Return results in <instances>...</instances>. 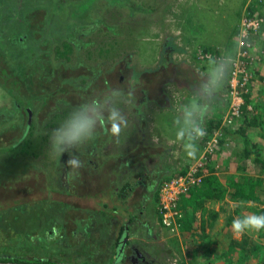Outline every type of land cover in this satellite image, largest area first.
Segmentation results:
<instances>
[{
    "label": "rangeland",
    "instance_id": "374dc122",
    "mask_svg": "<svg viewBox=\"0 0 264 264\" xmlns=\"http://www.w3.org/2000/svg\"><path fill=\"white\" fill-rule=\"evenodd\" d=\"M85 1L52 0V4L48 6L41 5L40 9H34L36 13L39 11L42 14L37 15V20L35 17L33 22L42 24V22L49 20L54 25L55 17L65 20L70 16V13L72 14V8L81 6ZM114 1L121 2V0ZM23 2H26V0H23ZM87 2L88 5H84L79 11V17L75 19L78 20L75 24L76 28L87 31L94 30L96 27L101 29L94 30L93 34L81 33L79 35L82 43L87 40V35L92 36L87 45L81 46L78 41H74L77 46L82 47L81 53L77 52L74 55H81L86 63L84 61L82 63L78 62L73 56L66 58L67 54L59 55L58 48H64V32L63 35L60 32L53 39L43 44L45 47L49 46L50 56L52 57L51 62H55L57 66L56 68L52 66L55 74L52 75L51 81L39 80L35 84L28 81L26 84V86L32 87L27 90V93H37V98L32 104V119L34 122L31 130L29 129L27 133L28 135L26 134L24 138L28 140L25 145L27 151L22 152L21 147L18 146L0 153V246L6 245L8 250L23 255L36 256L37 258L47 256L61 260V256L65 259H71L74 264H87L92 258L98 262L102 261L108 253L119 248L122 237L118 242H115L119 234V216L114 215L113 217L109 214L110 212L117 214L118 206L114 210L105 212V220L112 218V223L110 227L107 226L109 231L106 226H104L105 231L102 230L100 224L97 225L96 223L100 220V215L96 212L100 210V206L97 204V197L94 193L98 192V188L105 189L110 184L109 179H114V169H116L118 160H120L118 158L125 161L127 159L135 160L136 157L140 156V154L136 155L135 153L136 149L132 137L135 135L134 132L138 131V126L143 121L146 122L144 118L148 119L145 123L146 128L152 123L156 129H159L158 124L162 121V118L158 103L163 100L168 105L172 104L180 108L188 101L187 93H192L191 90L198 83L200 74L205 71L208 56L218 57L222 53L232 50L229 42L226 43V37L223 38V33L229 31L234 24V18L237 17V10H242L243 7V5L241 7L242 0H134L135 4L132 8L127 6L112 8L106 4L105 0H88ZM6 3L18 5L17 0H8ZM200 12L207 16H200ZM11 14H14L12 9L8 11V16ZM97 16L99 18H95L97 22L94 23V26L78 27L84 24L83 19L87 21ZM71 22L66 24L67 28L70 27ZM228 22L230 24L229 28L227 26ZM110 24L113 26L109 27ZM75 32L78 33L77 30ZM169 36L170 39H168ZM261 36L264 37V34ZM262 37L257 38L260 42L251 39L252 47L249 52L252 63H264V41ZM239 38V35H237L236 39L239 40ZM172 43L184 50H173L170 52V59L168 50L170 51ZM210 45L214 46L212 50L203 51V48L210 47ZM83 46H88L91 50L89 60L87 54H84ZM99 47L101 48L99 49ZM164 47L165 50L162 53ZM16 49L17 46L12 45V50ZM216 49L219 52L216 53ZM93 55L95 58L92 60ZM4 56H0L1 74V66L11 64L10 59L6 55ZM69 56H71V53ZM48 65L51 66L50 63ZM45 68V66L41 67V70H45ZM38 71L40 70L37 69L36 72ZM79 73L84 74L87 79L79 81L78 77L75 78V75ZM257 79L253 77L247 84L249 88L252 83H255V88L260 90L262 94V97L255 99L252 104L256 102L259 104L264 103V77L263 80L260 78L261 81ZM145 88L146 91H144ZM115 89H119L123 93L117 106L127 118V127L122 130L119 137H111L108 127L98 128L95 139L85 147L91 146L93 148L91 151L88 150L89 154L91 152L92 157L94 154L97 156L98 149H100L101 154L106 152V154L114 155L116 159L108 162L105 167L98 166V169H96L94 164L88 163L86 158L88 152L84 151V146H80L75 150V154L83 162L84 167L79 170L78 178L71 183L67 182L65 175L68 168L64 163L67 156L65 155L62 158L49 156L51 131L57 128L78 105L94 97L103 96ZM229 91L230 85L227 86L226 93L219 91L218 94L229 99ZM42 92L47 93V95L42 96L44 94H41V97L38 96ZM13 96H15V93L7 95L0 88V143H6L12 139L17 133L18 122L21 120L20 116L12 109L11 99ZM243 99L245 101L244 92ZM252 104H247L249 110L246 113L248 116H251L254 110H252ZM138 107L145 112L141 114V112L136 111L139 114H135V109L137 110ZM21 110L25 112L22 108ZM226 110L216 112H219L224 118ZM6 111H10L8 115ZM55 113L59 114L55 115ZM241 114L243 116V112ZM254 118V122L248 118L249 121H252L251 124L244 125L246 126L245 136L248 137L249 144L252 142L257 143L255 151L246 156L247 158L242 153L243 143L237 144V142L233 143L232 141L229 144L230 139H228L225 140L224 144L226 143L225 147L227 149H229V145L232 150L236 148L229 155H233L234 158L237 156L236 163H239L237 164L239 166L236 172H240V174L236 179L241 181V187L248 185V178L257 177L260 174L263 176V184L260 186V190H257L260 197L257 195L258 193L254 194V198L240 194L236 196L234 193L229 194L232 190L228 185H225L223 187L225 190L221 192L223 200H216L218 198H215V196L210 198L212 207L217 208L220 205L219 214H222V218L218 220V223L222 220L226 222V219H228V222H230L229 229H231L232 221L235 218L252 213L264 214V211L260 212L264 208V174L261 173L258 164H253L251 161L257 155L256 151L258 149L260 150L258 156L264 157V108L260 106L258 111H255ZM240 119H235L234 124L239 123ZM54 121H58V123L53 124ZM15 123H17V126H15ZM145 132L147 133V130L142 132L141 137ZM138 141L139 139L136 140V142ZM172 147H174L172 154L174 159L178 157L186 159V153L182 152L183 147H177L176 145ZM215 148L214 146L213 150ZM203 151L204 149L196 155L195 159L188 158L184 163L185 165H182L172 175L185 170L190 164L197 161ZM110 156H107L106 159H109ZM115 160L117 163H115ZM244 164L245 166L242 168ZM111 166H113V173L108 176L107 173L111 172ZM201 185L202 182L191 186L185 192L187 193ZM138 196L134 194V196L129 197L128 203L138 202ZM59 199L67 201V204L59 203ZM158 204L157 199V206ZM61 210L62 213L60 214ZM54 217H57L60 222H55ZM75 218L78 219L75 220ZM79 220H81L82 225L80 230L77 229L75 223ZM109 223L107 222L105 225ZM179 226L180 224L174 227L167 226L170 231L168 233L173 238V235L176 237L181 232ZM136 227L131 233H136ZM217 227H212L210 233H215ZM53 228L58 229L59 232L65 235L63 242L51 245L58 232H52ZM138 229L141 230L140 227ZM205 231H207L206 228ZM101 236L104 237V242L101 240ZM45 238L49 241L47 244L43 240ZM238 238V240L235 239L236 243L233 244V249L239 254L242 250L238 249L237 245L239 244L248 245L249 242L264 244V230L255 234L246 233ZM112 240L113 244L111 245ZM125 242L127 243V240ZM147 242H149V239L141 240L140 243L136 241L134 245L136 247L141 245L140 247L146 250L144 245ZM122 247L124 250L126 244ZM173 247L174 245H169V248ZM242 255L240 253L239 263L236 264H242L240 263Z\"/></svg>",
    "mask_w": 264,
    "mask_h": 264
},
{
    "label": "crops",
    "instance_id": "0c3cea01",
    "mask_svg": "<svg viewBox=\"0 0 264 264\" xmlns=\"http://www.w3.org/2000/svg\"><path fill=\"white\" fill-rule=\"evenodd\" d=\"M8 0H0V37L3 32H6V19L8 17V11L10 9L15 10L18 15L24 13L23 5H9L7 4ZM33 1V0H32ZM37 2V0H34ZM33 4L27 8L29 16L36 17L41 13L35 12L33 8ZM40 9V4L37 3ZM16 6V7H15ZM36 9V8H35ZM7 14V15H6ZM10 16V15H9ZM32 18V19H34ZM38 17H36L37 20ZM262 37V36H261ZM264 41V37H262ZM256 42H260L257 40ZM262 46V45H261ZM5 48L0 45V56L2 55L1 50ZM263 50V49H261ZM264 62V58H263ZM260 62L252 63L253 74L252 78L262 79L264 77V63L259 64ZM257 79V80H258ZM260 79V81H261ZM255 83H252L249 86L247 91L248 95V104H252L255 99L261 98L262 94L260 90L255 88ZM146 91V88L145 90ZM193 92V90H191ZM249 92V93H248ZM187 93V92H185ZM165 96L164 94H162ZM192 93H187L188 98ZM167 96V95H166ZM186 96V95H185ZM157 102V101H156ZM158 103V102H157ZM161 108L159 112L161 113L162 121L159 122V129L157 130L151 123L149 127L146 128V122L148 119L144 118L146 122H142L138 128L137 132H134L135 135L132 137L134 141V148L136 149V159H133L131 164H135L137 169L132 173L134 177H141L140 182L136 185L133 194H139L138 202H133V204L122 203L116 199H110V206L113 207L115 203H120L118 205V211H116L119 216L120 226L123 225V232L120 236L121 241L119 242V247L126 244L124 248V252L120 253L119 248L117 250H112V252L108 253L106 257L102 259V261H96L91 259L89 263L95 264H236L239 263L238 258L240 257L242 264H248L246 258H244L247 250L244 252L235 251L232 247L233 238L239 239L237 236L232 235V229H229L228 226L230 222L226 219V222L223 220L218 223V220L222 218V214L220 212L219 207H212L210 198L215 196L218 198L216 200H223V195L221 198L222 190H225L223 187L228 185L231 193L234 195H238L241 192V186L238 185V178L240 172L238 171L237 156L234 158L233 155H229V153L236 148L228 146L229 149L223 146H220L222 150L220 161L221 165L218 168H208L206 171V178L210 179L208 184L202 183L201 186H197L187 193L180 194L177 200V208L183 213H185L186 220L180 224L179 229L181 232L179 234L173 235L174 238L168 233L169 227L162 223L161 214L159 208L157 206V189L160 181L171 176L173 173L177 172L182 165H185V161L188 160V157L185 158H176L174 159L172 146H181L182 144L176 142L175 140V125L174 120L179 112V107H175L174 105H168V103H164L163 100L158 103ZM181 107V106H180ZM135 109V114H141L145 111H141ZM210 108L209 113L206 115L203 121V126L205 128V133H207L206 129V118L207 117H218L219 112H224L226 106H222L217 108L214 112ZM138 111V112H136ZM214 113V114H213ZM142 116V115H141ZM244 118V117H242ZM248 124H251L248 120ZM247 124V126H248ZM240 125V123H238ZM145 127V129H144ZM238 128V127H237ZM233 129V128H232ZM147 130L144 135L141 137L143 131ZM150 130V132H148ZM238 131V130H237ZM236 130H232L228 135L225 136V140L230 139L229 144L233 141V143H243L239 134ZM154 133V134H153ZM214 133V131H213ZM212 133V134H213ZM153 134V137H152ZM211 134V135H212ZM149 135V136H148ZM136 136H139L138 138ZM151 136V137H150ZM234 139V140H232ZM239 137V138H237ZM237 138V139H236ZM139 139L138 142L136 140ZM131 140V139H129ZM234 145V144H233ZM202 147V139L198 141V152H200ZM217 148V147H216ZM134 149V150H135ZM178 150V149H177ZM245 150V145L243 143L242 151ZM184 152V150H182ZM219 152V150H218ZM216 150L214 152V156H216ZM240 153V152H239ZM238 155V154H237ZM240 155V154H239ZM238 155V156H239ZM110 156V155H109ZM108 156V157H109ZM116 159L114 155H111L110 158L100 160L102 163L100 165L95 166L98 169V166L103 168L107 165L108 162ZM119 159V158H118ZM120 160H118V163ZM115 163L117 161L115 160ZM214 167L219 165L218 160L215 157H212L210 162ZM120 164V163H119ZM118 164V165H119ZM109 166V165H108ZM110 167V166H109ZM113 166H111V172L107 173L108 176L112 175ZM115 170V169H114ZM137 170L141 172L140 175L137 174ZM238 173V175H237ZM113 178V177H112ZM207 180V179H206ZM237 180V182H236ZM111 183L112 179H109ZM238 190V191H237ZM246 191V190H245ZM242 195V194H240ZM245 196V195H243ZM253 198V197H251ZM98 204V203H97ZM128 204V205H127ZM99 205V204H98ZM185 219V218H184ZM179 224V222H178ZM177 224V225H178ZM126 226L127 230H126ZM137 226V227H136ZM218 226L215 233L211 234V228ZM135 229L136 233H131V231ZM141 228L139 231L138 228ZM205 228L207 231H205ZM120 231V228H119ZM142 231V232H141ZM167 231V232H166ZM140 236V238H139ZM132 238V240H131ZM144 246L146 250L141 248L140 246H135L134 242L138 241L139 243L145 240H148ZM127 240V243L125 242ZM122 242V243H121ZM125 242V243H124ZM174 245L173 248H169V245ZM240 245V244H239ZM239 249V248H238ZM242 249V248H240ZM236 253H235V252ZM119 254V255H118ZM146 259V261H145ZM113 260V262H112Z\"/></svg>",
    "mask_w": 264,
    "mask_h": 264
},
{
    "label": "trees",
    "instance_id": "16d2710c",
    "mask_svg": "<svg viewBox=\"0 0 264 264\" xmlns=\"http://www.w3.org/2000/svg\"><path fill=\"white\" fill-rule=\"evenodd\" d=\"M87 1L88 0H86L84 4H81V6L72 8V14L70 13L69 14L70 16L68 18H66L65 20H63L60 17L59 18L55 17L56 20H54V25L49 20L42 22V24L41 23L38 24L36 22H33L32 18H34V17L29 16L30 14H28V11H27V8L30 5H32V3H34L33 8L35 9V8H39L37 3H39L40 6L41 5L48 6V5L52 4V0H42L41 3H40V0H37V2H35L34 0L33 1L32 0H26V2H23V0H17L18 5L24 6V8H23L24 13L18 15V13L15 14V10H14V14L13 15L11 14L10 16L7 17V19H6V32H3L1 34L0 45L5 47L1 50V52H2L1 56L6 55V57L8 59H10L11 64H8L7 66H5V65L1 66L2 67L1 68L2 74L0 73V88L7 95H11V94L15 93V96H13L11 99L12 109L20 116L21 120H19V122H18L19 126H18L17 133L12 137V139L6 143H0V153L7 152L10 149H12L14 147L16 148L18 146L21 147L22 152L27 151L25 145L28 142V140L24 139V138H25V135L29 132V129L31 130L32 123L34 122L32 119V113H33L32 104H33V101L37 98V93H30V94L27 93V90L29 88H32V87H29V85L26 86V84L28 83V81L29 82L31 81V83H33V84L37 83V81L39 82V80H41V81L45 80V82H46V80L51 81V79L53 78L52 75L55 74L53 68L54 67L56 68V66H57V64H55V62L54 63L51 62L52 57L50 56L49 46L45 47V46H43V44L45 42H47L48 40L53 39L60 32L63 35V32H64L65 33L63 35L64 39H65L64 48L63 49L58 48L59 55L67 54L66 58L73 56L80 63H82L84 61V58H82L81 55L75 56L74 54L77 52L81 53V48H82L81 46L87 45L89 43V40L92 39V36L89 37L87 35V40L84 41V43H82V39L79 35L81 33L93 34L94 30L97 31L98 29L99 30L101 29L100 27H96V28H94V30L91 29L90 31H87V30H82V29L76 28L75 24L77 23L76 21H78V20H75V19L79 17V14H80L79 11L84 7V5H88ZM91 1H93V0H91ZM105 2L107 5H109L112 8L116 7V6H127L129 8H132L135 4L134 0H126V1L121 0V2H119V3L114 1V0H105ZM242 5H243V7H242ZM241 7H242V10H237V12H236L237 17L234 18V24L231 26V28L229 29V31L227 33H225V34L223 33V38L226 37V43L229 42L231 49H232L230 51L233 53V55H236V52L239 50V40L236 38H237V35H239V29H240L239 28V20H240V17L242 15L248 14V15H257V16L263 17V22H262L260 28L256 31L250 32V39L257 41L258 40L257 38H260L261 35L264 34V0H242ZM241 7H240V9H241ZM100 11H102V10H100ZM47 12H49V11H47ZM63 15H65V13H63ZM193 15L196 16L195 14H193ZM199 15L200 16H202V15L207 16L206 14H203L201 12L199 13ZM63 17H65V16H63ZM95 18L98 19L99 16L93 17L87 21H84L85 19H83L84 24H81L78 27H83V26L87 27L89 25L91 27L94 26L95 25L94 23L97 22V19H95ZM69 22H71V24H70V27L67 28L66 24H68ZM57 24H58V27H57ZM112 26L113 25H111V24L109 25V27H112ZM227 26H228V28L230 27L229 22H228ZM14 30H16V31L13 32ZM76 30L78 31V33L75 32ZM168 39H170V36L168 37ZM74 41H78L81 44V46L80 45L77 46V44ZM218 41H220V40H218ZM12 45H16L17 49L12 50ZM213 47L214 46H212V45H210V47L206 46L205 48H203V51L212 50ZM100 48L101 47H99V49ZM83 49H84V54L85 55L87 54V57H88L87 59L89 60L90 56H91L90 48L88 46H83ZM175 49H178L180 51L184 50L182 47L179 48V47H177V45L172 43L171 47H170V51L168 50V57H170V52H172ZM164 50H165V47H164L163 51H161V52L163 53ZM215 52L216 53L219 52L218 49H216ZM70 53H71V56H69ZM97 54H98V52H97ZM94 58L95 57L93 55L92 60ZM97 58H99V57H97ZM170 59H171V57H170ZM95 60L97 61V59H95ZM6 61L9 63L8 60H6ZM44 62H46V63H44ZM49 63L51 64V66L48 65ZM84 63H86V62L84 61ZM44 66L46 67L45 70H43V69L41 70V67H44ZM52 66H53V68H52ZM251 66H252V62L251 63L249 62L247 64V69L251 73L249 81L252 78V75H254ZM37 69L40 71L36 72ZM147 69H150V68H147ZM229 73H230V71H229ZM229 73L226 77V80H225L222 88L220 89V91H224L225 93L227 92V86L229 85L228 84ZM84 76H85L84 74L79 73L78 75H75V78L78 77L79 81H85L87 78ZM66 80H67V78H66ZM43 92H44V90H43ZM43 92L39 93L38 96L41 97V94H44L42 96L47 95V93H43ZM130 96H131V94H130ZM244 97H245V102H244V105H242L243 116L241 114L238 117L237 116L233 117V119H238V120H239V118H241L239 121L240 125H238V122H236L234 124V122L228 123V122L224 121L222 119L223 117L221 116V114H219L218 117H214V118L213 117H207L206 118V123H205L206 126L205 127L207 129V133H205V135L202 138V147H201L200 151H202L204 149L205 142L211 136L213 131L219 132L218 141H217L216 146H215V147H217V148H215L216 156H214L215 150H213V152L210 155H208V157H209L208 160H210L212 157H215V159L218 160L219 163H221V161H220L221 155L220 154H221L222 150L220 149V146H223V144H224L223 141H224L225 136L228 135L233 129L236 131L238 130L237 133L239 134V136L241 137V139L243 140V143L245 145V150L242 151L244 157L249 156V154L251 152L255 151L257 143L252 142L251 144H249L250 142L248 140V137L245 136V131H246L245 127L246 126H244V125L248 124V120H249L248 118H250L254 122L255 111H258L260 106L262 108H264V103L259 104L256 102L255 104H252V110L253 109L254 110L252 111V115L248 116L246 113L249 110L247 107V104L249 101L247 92H244ZM227 104H228V98H226L223 95L221 96V95L217 94V96L215 97V99L211 105V108H212L211 110L214 112L215 109H217L219 107H222V106L228 107ZM21 108L25 112H23L21 110ZM213 108H215V109H213ZM9 112H7V115ZM58 114L59 113H55V115H58ZM242 117H244V118H242ZM249 122L251 123L252 121H249ZM56 123H58V121L53 122V124H56ZM15 126H17V123H15ZM88 143H90V142H88ZM88 143L82 145V146H84L85 152H88V150L91 151L93 149L91 146L85 147V145H89ZM218 150H219V152H218ZM100 152H101V150L98 149L97 156L94 154L93 157L91 156V152H90V154L88 152L86 154V158H87L88 163L94 164V166H96L97 163H98V165H100L102 163L100 160H103V158H106L107 156H109V154H106V152L102 153V154ZM259 152H260V150L258 149L256 151L257 155L251 161L253 164L257 163L258 166L261 168V173L264 174V157H259L258 156ZM99 153H100V155H99ZM83 154H85V153H83ZM206 155H207V152H206ZM119 159L121 161L119 162L120 164L118 163L119 165L117 164L116 169L114 170L113 175H115V177H114V179H112L113 183L109 182L110 184H108L105 189L104 188H98V192L94 193V195L97 197V203L100 206V210L96 211L100 215V220H98L96 223H97V225L100 224L102 230H104V226L110 227V224L112 223V218L105 220V217H104L105 212L107 210L111 211V210L116 209L117 206L120 204V203H118V204L115 203L113 205V207H111L110 206V199H112V200L116 199V200H119V202L128 203V198L134 196L133 191H134L136 185L139 184L140 179H141V177H134V175H132V173L137 169V167L134 163L131 164L133 162L132 159H130V160L127 159L125 161H123L121 158H119ZM208 160H207V156H206L204 159V162H203V166H204L203 168L205 169L204 170L205 173L207 170H209L208 168L220 167V164L217 167H214L211 163L208 162ZM244 166H245V164L242 165V168H244ZM205 173L203 174V177H202L203 185L208 184V181L210 180V179L206 178L207 174H205ZM137 174L140 175L141 172H139V170H137ZM169 177H167V178H169ZM165 179H163V180H165ZM162 181H160V183L158 185V189H159V186L162 183ZM236 182H237V180H236ZM247 183H248V185H245L246 184L245 183L244 184L245 186H243L241 188L242 189L241 192H239L237 190L238 193L245 195V197H253L254 198L255 193H258L257 195L259 196L260 193L257 190H260V186L263 184V176L260 174V175H257V177H250L247 179ZM238 185H241V181H239V180H238ZM156 195H157V199H158V194L156 193ZM58 202L61 204H64V205L67 204V201H63L62 199H59ZM262 211H264V208H262L260 210V212H262ZM179 212H180V215L179 216L177 215L176 220H177V223L179 222V224H182V222L184 220H186V217H185L184 212L182 213L180 210H179ZM61 213H62V210H61L60 214ZM109 214L113 215V217H114V213L110 212ZM54 219H55V222L58 221L57 217H54ZM77 219L75 218V220H77ZM58 222H60V220ZM107 222H110V223L105 225ZM75 223H76L77 229H79V230L82 229L81 220L76 221ZM124 227H126V226H124ZM119 228H120V231H119V234L117 235L115 242L119 241L120 236L124 230L123 225H121ZM107 230L109 231L108 227H107ZM126 230H127V227H126ZM54 231H58V232H57V236L52 241L51 245H53V243L58 244V242H63V239L65 240V235L63 233L59 232V230L56 228L52 229V232H54ZM93 238L95 239L96 236ZM43 240L46 242V244L49 242L46 238ZM101 240L104 242L105 241L104 237H102ZM235 243H236V240H235V238H233L232 247H233V244H235ZM112 244H113V240L111 242V245ZM6 247H7L6 245L5 246L2 245V247L0 249V260L1 261H26V262H39L42 264H55L58 261H62V262H68L69 261L72 264H74L71 259H65V258H62L61 256H60L61 260H57L58 258L47 257V256H45L44 258H37L36 256H30V255H25V254L23 255L19 252L8 250ZM237 247H239V249L242 248V252H244L245 249L247 250V253H245L244 258H246L248 264H264V244L255 243V242L250 243L249 242L248 245L240 244V245H237ZM87 264H89V263H87ZM92 264H95V263H92Z\"/></svg>",
    "mask_w": 264,
    "mask_h": 264
},
{
    "label": "clouds",
    "instance_id": "9594fccd",
    "mask_svg": "<svg viewBox=\"0 0 264 264\" xmlns=\"http://www.w3.org/2000/svg\"><path fill=\"white\" fill-rule=\"evenodd\" d=\"M234 64V55L231 51L220 56L207 58L205 71L200 78L192 95L184 103L174 120L175 140L182 144L187 157L195 159L198 152V141L205 135L203 121L209 113L211 105L222 88L226 77ZM123 95L119 89L94 97L75 107L60 125L51 131L49 136V156L62 158L68 171L65 175L71 183L80 174L84 167L83 162L75 154L80 146L92 141L96 137L98 128L108 127L111 137H119L127 127L128 121L117 106ZM231 229L233 235L255 234L264 230V214L252 213L235 218Z\"/></svg>",
    "mask_w": 264,
    "mask_h": 264
},
{
    "label": "built area",
    "instance_id": "2783aa9c",
    "mask_svg": "<svg viewBox=\"0 0 264 264\" xmlns=\"http://www.w3.org/2000/svg\"><path fill=\"white\" fill-rule=\"evenodd\" d=\"M263 22L262 16L244 14L239 20V50L236 53L234 64L229 73L230 91L228 92L229 103L226 115L223 118L226 122H234L233 117L240 116L244 104L243 92L248 91V81L251 73L247 69L250 60V49L252 47L250 32L260 28ZM248 107V106H247ZM219 132L215 131L205 142L204 151L197 161L190 164L185 170L172 175L162 181L158 189V208L161 214L162 223L174 227L177 225V215L180 212L176 206L178 196L187 191L191 186L202 182L204 172L203 162L205 157L213 152L218 141ZM207 152V155H206Z\"/></svg>",
    "mask_w": 264,
    "mask_h": 264
},
{
    "label": "water",
    "instance_id": "95a60500",
    "mask_svg": "<svg viewBox=\"0 0 264 264\" xmlns=\"http://www.w3.org/2000/svg\"><path fill=\"white\" fill-rule=\"evenodd\" d=\"M122 243V242H121ZM123 247H122V245L119 247V251H120V253L119 254H121L122 253V249ZM118 254V255H119ZM0 264H42V263H39V262H26V261H1L0 260ZM55 264H72L71 262H61V261H59V262H56Z\"/></svg>",
    "mask_w": 264,
    "mask_h": 264
},
{
    "label": "flooded vegetation",
    "instance_id": "af4514ba",
    "mask_svg": "<svg viewBox=\"0 0 264 264\" xmlns=\"http://www.w3.org/2000/svg\"><path fill=\"white\" fill-rule=\"evenodd\" d=\"M125 250H123V252H124Z\"/></svg>",
    "mask_w": 264,
    "mask_h": 264
}]
</instances>
